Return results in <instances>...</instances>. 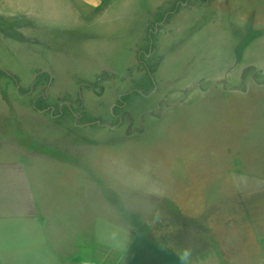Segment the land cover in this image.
<instances>
[{
    "label": "rangeland",
    "instance_id": "obj_1",
    "mask_svg": "<svg viewBox=\"0 0 264 264\" xmlns=\"http://www.w3.org/2000/svg\"><path fill=\"white\" fill-rule=\"evenodd\" d=\"M178 1L101 0L87 25L0 8V189L53 205L79 259L206 264L236 193L264 192V0H188L139 54Z\"/></svg>",
    "mask_w": 264,
    "mask_h": 264
},
{
    "label": "crops",
    "instance_id": "obj_2",
    "mask_svg": "<svg viewBox=\"0 0 264 264\" xmlns=\"http://www.w3.org/2000/svg\"><path fill=\"white\" fill-rule=\"evenodd\" d=\"M112 4L119 1L111 0ZM101 0H0V8L8 16L22 14L32 20L57 22L63 20L87 25ZM80 8V9H79ZM109 11H104L106 14ZM2 13V12H0ZM101 15V14H100ZM1 17V14H0ZM9 189V191H8ZM16 194L9 186L0 189V264H85L90 260L79 259L71 247L79 243V234L68 233L69 246L58 245L61 227L55 219L53 205L47 206L27 190ZM238 205L226 216L228 229L238 238L230 245L214 236L213 241L200 248L211 250L204 255L206 264H264V192L240 191L236 193ZM51 207V208H50ZM214 233L213 228H200ZM78 234V235H77ZM192 238L186 235V241ZM190 247V246H189ZM189 247L186 264L191 263ZM201 264V261H199ZM95 264V263H94Z\"/></svg>",
    "mask_w": 264,
    "mask_h": 264
},
{
    "label": "trees",
    "instance_id": "obj_3",
    "mask_svg": "<svg viewBox=\"0 0 264 264\" xmlns=\"http://www.w3.org/2000/svg\"><path fill=\"white\" fill-rule=\"evenodd\" d=\"M188 0L178 1L170 10L159 16L156 21L149 25L146 31V37L143 47L139 50V54H150L155 48L156 33L160 30V26L168 24L172 18L179 12L183 3ZM205 3L210 0H201ZM98 9H101L99 7Z\"/></svg>",
    "mask_w": 264,
    "mask_h": 264
},
{
    "label": "built area",
    "instance_id": "obj_4",
    "mask_svg": "<svg viewBox=\"0 0 264 264\" xmlns=\"http://www.w3.org/2000/svg\"><path fill=\"white\" fill-rule=\"evenodd\" d=\"M85 264H94V263H92V262H87V263H85Z\"/></svg>",
    "mask_w": 264,
    "mask_h": 264
}]
</instances>
